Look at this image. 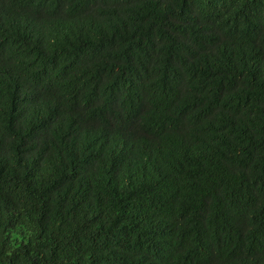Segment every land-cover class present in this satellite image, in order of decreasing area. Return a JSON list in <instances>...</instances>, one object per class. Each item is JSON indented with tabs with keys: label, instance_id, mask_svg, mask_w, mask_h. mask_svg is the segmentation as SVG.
Wrapping results in <instances>:
<instances>
[{
	"label": "trees",
	"instance_id": "obj_1",
	"mask_svg": "<svg viewBox=\"0 0 264 264\" xmlns=\"http://www.w3.org/2000/svg\"><path fill=\"white\" fill-rule=\"evenodd\" d=\"M0 264H264V0H0Z\"/></svg>",
	"mask_w": 264,
	"mask_h": 264
},
{
	"label": "bare ground",
	"instance_id": "obj_2",
	"mask_svg": "<svg viewBox=\"0 0 264 264\" xmlns=\"http://www.w3.org/2000/svg\"><path fill=\"white\" fill-rule=\"evenodd\" d=\"M45 3V2H44Z\"/></svg>",
	"mask_w": 264,
	"mask_h": 264
}]
</instances>
